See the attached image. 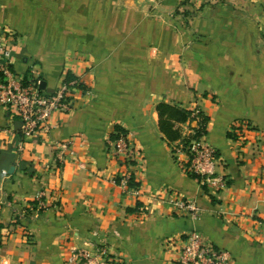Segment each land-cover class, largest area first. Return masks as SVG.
Wrapping results in <instances>:
<instances>
[{
  "label": "crops",
  "instance_id": "crops-1",
  "mask_svg": "<svg viewBox=\"0 0 264 264\" xmlns=\"http://www.w3.org/2000/svg\"><path fill=\"white\" fill-rule=\"evenodd\" d=\"M202 1L180 28L167 9L177 0H0L14 69L34 65L48 91L68 74L78 81L70 108L29 137L0 103V264H67L71 251L103 246L121 264H176L175 243L192 229L234 264H264V0ZM160 102L204 112L225 188L184 172L160 129ZM239 119L258 129L243 144L230 133ZM123 129L136 185L114 181L110 141ZM65 141L73 153L52 167ZM40 190L47 206L31 210ZM167 190L195 201L199 217L178 216Z\"/></svg>",
  "mask_w": 264,
  "mask_h": 264
},
{
  "label": "built area",
  "instance_id": "built-area-1",
  "mask_svg": "<svg viewBox=\"0 0 264 264\" xmlns=\"http://www.w3.org/2000/svg\"><path fill=\"white\" fill-rule=\"evenodd\" d=\"M12 33L6 29L0 30V103L10 108L22 121L21 133L29 137L41 130L50 129V118L55 111H65L71 106V90L78 87L77 80L64 79L55 91L41 87L34 65L27 72L19 73L13 67ZM182 137L171 144L172 153L186 174L196 179L200 185L210 191L217 192L228 185L224 176L217 172L221 156L218 149L206 140L209 120L204 112L194 106L190 117L181 124ZM258 129L250 119L235 121L230 129L232 138L245 143ZM112 155L119 162L121 171L114 181L120 180L128 186L133 176L136 150L131 142L130 134L125 129L118 130L116 137L110 141ZM52 167L62 162L64 150L70 151V143L62 142ZM22 145L19 146V151ZM73 151H70V154ZM51 166V165H48ZM2 174L9 175L8 170ZM134 193L138 190L134 187ZM169 202L174 206L178 216L199 217L200 210L195 201L182 197L177 192L167 190ZM47 206L44 190L36 193L31 210L39 211ZM171 239L170 241H176ZM177 244L176 264H234L232 254L216 246L207 236L192 229L181 236ZM67 264H121L114 253L107 247L94 250L75 249L67 258Z\"/></svg>",
  "mask_w": 264,
  "mask_h": 264
},
{
  "label": "trees",
  "instance_id": "trees-1",
  "mask_svg": "<svg viewBox=\"0 0 264 264\" xmlns=\"http://www.w3.org/2000/svg\"><path fill=\"white\" fill-rule=\"evenodd\" d=\"M75 76L68 74L67 80H75ZM78 86V85H77ZM79 87H83V84L80 83ZM157 110L159 113V125L162 132L165 134L166 138L170 142L181 139L182 133L180 127H175L177 122H185L191 115V110L186 109L179 104H170L166 102H160L157 105ZM130 185H136L132 179L130 180ZM2 229L3 225L0 223V246L2 245Z\"/></svg>",
  "mask_w": 264,
  "mask_h": 264
},
{
  "label": "rangeland",
  "instance_id": "rangeland-1",
  "mask_svg": "<svg viewBox=\"0 0 264 264\" xmlns=\"http://www.w3.org/2000/svg\"><path fill=\"white\" fill-rule=\"evenodd\" d=\"M202 0H177L173 6H168L169 13L173 14L180 28L192 26V22L203 11ZM195 16V17H194Z\"/></svg>",
  "mask_w": 264,
  "mask_h": 264
},
{
  "label": "water",
  "instance_id": "water-1",
  "mask_svg": "<svg viewBox=\"0 0 264 264\" xmlns=\"http://www.w3.org/2000/svg\"><path fill=\"white\" fill-rule=\"evenodd\" d=\"M45 85H46L45 82H42L41 87L45 88Z\"/></svg>",
  "mask_w": 264,
  "mask_h": 264
}]
</instances>
